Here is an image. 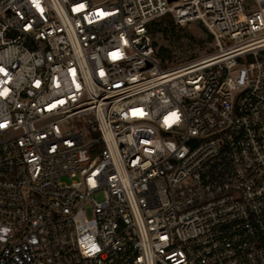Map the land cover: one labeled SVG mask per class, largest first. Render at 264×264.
Masks as SVG:
<instances>
[{
	"label": "built area",
	"instance_id": "built-area-1",
	"mask_svg": "<svg viewBox=\"0 0 264 264\" xmlns=\"http://www.w3.org/2000/svg\"><path fill=\"white\" fill-rule=\"evenodd\" d=\"M0 264H264V0H0Z\"/></svg>",
	"mask_w": 264,
	"mask_h": 264
},
{
	"label": "rangeland",
	"instance_id": "rangeland-1",
	"mask_svg": "<svg viewBox=\"0 0 264 264\" xmlns=\"http://www.w3.org/2000/svg\"><path fill=\"white\" fill-rule=\"evenodd\" d=\"M154 41L162 56H167L171 65H183L206 59L215 53L214 43L209 34L198 24L179 27L171 18L161 19L153 27ZM105 198L97 192L99 202Z\"/></svg>",
	"mask_w": 264,
	"mask_h": 264
},
{
	"label": "water",
	"instance_id": "water-1",
	"mask_svg": "<svg viewBox=\"0 0 264 264\" xmlns=\"http://www.w3.org/2000/svg\"><path fill=\"white\" fill-rule=\"evenodd\" d=\"M214 48H215V46H214Z\"/></svg>",
	"mask_w": 264,
	"mask_h": 264
}]
</instances>
